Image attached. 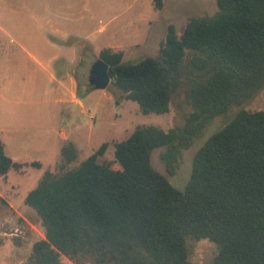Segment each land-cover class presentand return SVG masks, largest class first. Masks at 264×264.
I'll use <instances>...</instances> for the list:
<instances>
[{
    "label": "trees",
    "instance_id": "trees-1",
    "mask_svg": "<svg viewBox=\"0 0 264 264\" xmlns=\"http://www.w3.org/2000/svg\"><path fill=\"white\" fill-rule=\"evenodd\" d=\"M99 58L109 64L108 88L142 113L170 112L181 93L189 110L169 129L138 124L114 141L112 160L104 142L70 166L79 153L65 141L58 170L45 169L25 198L45 235L27 263L202 264L190 259L189 239H205L218 245L211 264H264V110L242 107L264 88V0H217L214 14L189 17L182 32L170 23L157 55L124 60L106 47ZM235 107L196 151L184 189L153 166L161 148L174 175L183 151ZM27 165L43 163L12 158L0 138V176Z\"/></svg>",
    "mask_w": 264,
    "mask_h": 264
},
{
    "label": "rangeland",
    "instance_id": "rangeland-1",
    "mask_svg": "<svg viewBox=\"0 0 264 264\" xmlns=\"http://www.w3.org/2000/svg\"><path fill=\"white\" fill-rule=\"evenodd\" d=\"M216 11L217 0H162L161 8H158L156 0H0V51L5 59L11 52L14 56L18 53L20 64V69L9 72L16 84L12 90L1 86L3 73L0 77V109L5 112L0 113V117L4 118L0 123V138L5 139L11 157L43 163L41 168L27 165L22 171H10L6 176H0V264H28L31 251L27 247L44 234L37 212L25 203V198L45 169L57 171L61 163L63 145H60L59 150H55L53 145L48 148L53 142V127L57 130L64 127L70 131V124H75L81 132L91 135L90 145L80 144L78 159L70 165L73 166L95 152L104 142H109L104 158L112 160L114 141L126 138L138 124H156L169 129L183 123L184 114L189 110L183 93L175 97L170 112L144 114L136 101L126 99L120 91L93 89L89 84V73L100 51L106 47L123 50L124 60L131 61L157 55L170 23L175 24L178 32H182L189 17L211 15ZM50 14L52 19H58L52 23L51 29L62 26L66 36L53 34L55 38L37 37L34 40L37 45L51 40L52 45L73 48L75 69L63 73L75 77L78 94L83 102V105L75 106V116L64 119L63 123L52 118L51 105L44 102L47 89L52 84L51 72L43 70L37 62L27 57L22 46L19 50L14 40L1 34L4 29L19 31L20 35L35 31L38 35L49 29L45 27L44 20ZM8 59L15 64L12 58ZM2 72L6 85L9 76L6 71ZM32 72L34 77L30 80ZM29 90L32 91L31 97L28 95ZM242 107L264 110V88ZM237 110L238 107H235L217 116L206 126L193 145L183 151L181 163L174 175L166 171L160 158L161 148L152 152L153 166L167 174L174 186L184 189L191 176L196 151ZM113 166L119 167L118 164ZM189 243L192 261L211 264L218 249L216 243L205 239H189ZM19 246L22 252H18Z\"/></svg>",
    "mask_w": 264,
    "mask_h": 264
},
{
    "label": "crops",
    "instance_id": "crops-1",
    "mask_svg": "<svg viewBox=\"0 0 264 264\" xmlns=\"http://www.w3.org/2000/svg\"><path fill=\"white\" fill-rule=\"evenodd\" d=\"M56 20L58 21V19H52L50 14L44 20L46 21V23L44 24L45 27H49V29L42 31L41 33H38V35H36L35 31H33V33L20 35L19 31L15 32L13 30H4V29L1 31V34H3V36L5 37L10 38L11 41L14 40L13 42L15 43L16 47L19 48V50L22 46V49L25 52H27V57L32 58L35 61V63L37 62L39 66L43 68V70L48 69L51 72L52 84L50 85L49 89H47L48 94L44 102L51 105L50 113L52 118L56 119V121H58L59 123L61 122L63 123L64 119L65 120L71 119L73 115L75 116L76 113H74V109L76 105H83L81 96H79L77 90V86H78L77 80L73 75L63 73L64 71L75 69L76 56L74 54L73 48L52 45L51 40L50 41L46 40L43 44L37 45V42L34 40L37 37H42L46 39H50L53 37L55 38L56 36H54L53 34L59 35L61 37H65L66 32L65 30L62 29V26L59 29H51L52 23L55 22ZM48 24L50 25L48 26ZM19 39H21V42L19 41ZM0 45H2V42H0ZM8 58H12L11 60L12 61L14 60L15 64L10 63L9 62L10 59ZM16 60L18 61L17 63ZM72 64H74V66ZM17 68L20 69L18 53L14 56V53L11 52L10 54H8L7 58L5 59L3 53L0 51V71H1L0 77H2V73H3V79L5 78L4 72L2 71H6L7 77L9 76L6 85L3 83V79H2L1 86L8 87L9 90H12V87L16 86L14 80L10 78L9 72ZM11 74H14V72H11ZM32 77H34L33 72L31 74L30 80L32 79ZM29 85L30 83L28 84V86ZM31 92L30 90L28 91V95L30 97L32 96ZM0 113H5V112L0 109ZM2 119L4 118L0 117V123ZM51 123L53 124L52 121ZM70 125H71L70 131H68L64 127H62L60 130H57L55 127H53L52 134H54V136L51 139L53 142L50 144L48 148L52 147L53 145L55 150H59L61 148L60 145H63L67 140L73 141L78 149L80 147V144L82 143H87L88 145H90L91 135L90 134L86 135L83 132H81L80 128L75 124H70ZM2 140L5 141V139ZM5 148H6V144H5ZM7 154L10 155V153L8 152ZM12 158L18 161L23 159L17 156H12ZM44 236L45 235L43 234L42 237ZM34 242H32L27 247V249H30L31 251ZM18 250H19L18 252L20 251L22 252V248H20V246L18 247ZM64 264H75V263L72 262L70 259L65 258Z\"/></svg>",
    "mask_w": 264,
    "mask_h": 264
},
{
    "label": "water",
    "instance_id": "water-1",
    "mask_svg": "<svg viewBox=\"0 0 264 264\" xmlns=\"http://www.w3.org/2000/svg\"><path fill=\"white\" fill-rule=\"evenodd\" d=\"M111 82L109 64L101 58L96 59L90 68L89 84L93 89H107Z\"/></svg>",
    "mask_w": 264,
    "mask_h": 264
}]
</instances>
